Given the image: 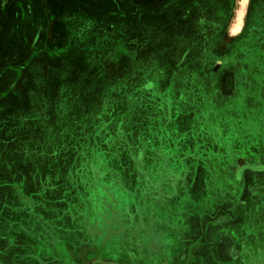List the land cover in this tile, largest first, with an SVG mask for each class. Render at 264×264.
<instances>
[{
	"label": "crops",
	"instance_id": "crops-1",
	"mask_svg": "<svg viewBox=\"0 0 264 264\" xmlns=\"http://www.w3.org/2000/svg\"><path fill=\"white\" fill-rule=\"evenodd\" d=\"M254 1L130 0L125 6L109 0L108 9L101 11L103 0H95L93 6L80 2L79 7L64 8L66 15H85L79 25L63 26L79 37L74 36L78 43L72 45L107 48L96 52L94 86L80 95H95L97 110L103 109L106 96L111 110L128 112L119 127L112 126L110 137L98 140L104 127L97 132L95 161H89L87 172L94 176L95 189L112 198L108 206L118 205L113 196L121 193L126 200L120 206L133 210L109 221L113 230L126 228L118 236L148 240L150 232L163 229L168 216L184 206L191 208L193 222V216L202 215L201 207H210L213 218L223 215L219 222L231 224L248 222L249 217L253 221L251 211L264 205V68L251 71L262 58L234 48L224 53L233 47L231 36L245 28ZM50 14L43 24L48 35L56 32ZM101 15L111 21L103 22ZM125 16L129 23L115 22ZM89 33L92 36L85 39ZM184 40H190L188 47H214L219 54L206 63L204 53L207 65L186 75V64L198 70L195 64L200 60L185 51L180 56L173 53ZM249 43L245 39L239 46ZM105 79L111 85L104 87ZM195 79H206L207 87L195 88ZM189 91L191 99L180 97ZM142 113L143 118L136 117ZM248 115L254 117L249 120ZM31 203L1 200L0 264L68 263L56 260L57 242L63 246L62 255L79 251V262L91 247L88 239H96L92 247L99 252L104 230L90 233L87 217L79 216L78 228L66 217L61 222L50 216L45 220ZM136 221L147 226L134 233Z\"/></svg>",
	"mask_w": 264,
	"mask_h": 264
},
{
	"label": "rangeland",
	"instance_id": "rangeland-1",
	"mask_svg": "<svg viewBox=\"0 0 264 264\" xmlns=\"http://www.w3.org/2000/svg\"><path fill=\"white\" fill-rule=\"evenodd\" d=\"M108 1L103 0L99 5L101 11L108 9ZM119 1L127 6L130 0ZM80 2L89 7L95 0H0V204L5 199L32 201L34 213L39 211L45 220L50 216L61 222L66 217L78 228L79 216L83 215L87 217L90 233L103 229L105 235L100 239L99 252L95 253L92 247L96 239H88L91 247L83 252L81 262L79 251L70 257L62 255L63 246L57 242L56 251L60 254L56 260H68L70 264H264V205L251 211L253 221L249 217L248 222L231 224L219 222L223 215L213 218L215 212L210 207H201L202 215L193 216V222L191 208L184 206L177 209L178 214L168 216L163 229L150 232L148 240L133 241L131 236H118L125 227L112 229L109 221L113 217L119 219L125 211L131 214L133 210L120 206L126 200L121 193L113 196L119 204L108 206L112 198L95 189L94 176L87 174L88 163L95 161L97 132L104 127L98 140L110 137L112 126L119 127L128 112L111 110L106 96L103 109L97 110L95 95L86 98L80 95L87 86H94L95 79L91 77L99 70L96 52L102 54L107 50L72 45L78 43L74 40L79 37L63 26H77L85 15H66L64 8L79 7ZM48 12L52 13L56 27L51 35L43 28ZM98 18L111 21L102 15ZM127 19L125 16L115 22L129 23ZM33 34L38 39L35 43ZM91 36L89 33L85 39ZM231 37L233 47L224 53L234 48L258 60L262 58L251 71L264 68V0H256L245 28ZM245 39L250 43L239 46ZM189 42L184 40L183 46L173 50L176 56L185 51L192 59L199 58V65L195 64L199 69L195 70L189 62L183 69L186 75L202 70L200 66L207 65L210 56L219 54L214 47H188ZM204 53L206 63L202 60ZM193 81L199 90L207 87L206 79ZM111 83L105 79L104 87ZM192 96L189 91L180 97L188 100ZM154 144L157 146L158 140ZM170 212L174 209L170 208ZM57 226L55 223V229ZM132 226L135 233L147 223L136 221ZM138 243L145 246L140 247Z\"/></svg>",
	"mask_w": 264,
	"mask_h": 264
},
{
	"label": "flooded vegetation",
	"instance_id": "flooded-vegetation-1",
	"mask_svg": "<svg viewBox=\"0 0 264 264\" xmlns=\"http://www.w3.org/2000/svg\"><path fill=\"white\" fill-rule=\"evenodd\" d=\"M255 2H256V0L254 1V3H255ZM254 3H253V4H254Z\"/></svg>",
	"mask_w": 264,
	"mask_h": 264
}]
</instances>
